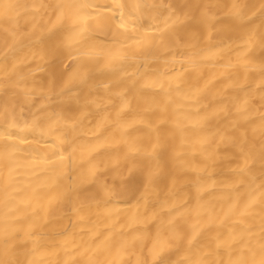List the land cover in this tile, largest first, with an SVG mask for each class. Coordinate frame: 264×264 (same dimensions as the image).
Returning a JSON list of instances; mask_svg holds the SVG:
<instances>
[{"label":"bare ground","instance_id":"bare-ground-1","mask_svg":"<svg viewBox=\"0 0 264 264\" xmlns=\"http://www.w3.org/2000/svg\"><path fill=\"white\" fill-rule=\"evenodd\" d=\"M0 264H264V0H0Z\"/></svg>","mask_w":264,"mask_h":264}]
</instances>
